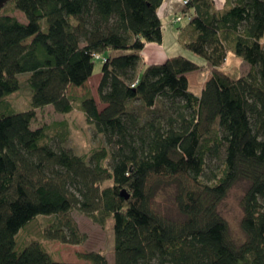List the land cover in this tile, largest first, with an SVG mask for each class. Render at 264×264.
<instances>
[{
  "label": "trees",
  "instance_id": "trees-1",
  "mask_svg": "<svg viewBox=\"0 0 264 264\" xmlns=\"http://www.w3.org/2000/svg\"><path fill=\"white\" fill-rule=\"evenodd\" d=\"M164 1L9 0L0 15V264H71L53 261L38 242L17 251L16 237L43 216L53 218L45 239L80 246L76 211L101 226L112 218L113 264H264V0H226L222 9L189 0L179 13L187 21L179 44L210 68L199 96L188 74L203 66L186 56L138 74L141 52L162 42ZM229 54L249 66L245 75L222 71ZM98 60L102 108L90 92L69 93ZM21 80L30 104L16 112L10 97ZM46 107L79 110L104 144L82 156L55 146L64 135L52 133L58 123L32 128ZM154 177L175 185L180 220L153 210ZM239 182L247 189L237 244L218 207ZM80 258L110 264L96 252Z\"/></svg>",
  "mask_w": 264,
  "mask_h": 264
},
{
  "label": "rangeland",
  "instance_id": "rangeland-1",
  "mask_svg": "<svg viewBox=\"0 0 264 264\" xmlns=\"http://www.w3.org/2000/svg\"><path fill=\"white\" fill-rule=\"evenodd\" d=\"M10 5V3H7V5L0 11V15L9 12L7 9ZM183 8L182 5L181 10L178 11L175 16H181L179 13ZM11 15L18 17L21 22H25L23 15L20 13H14ZM167 21V19H164L163 24L166 25ZM186 23L187 21L183 19L180 23H171L170 21L169 24H167L166 28L163 30L162 48L167 55L186 56L203 66L201 70L188 74L191 92L198 93L200 89H202L205 81L210 77V68L202 58L185 50L183 47L178 46L177 37H173L176 35L178 28ZM261 44L262 47H264V37ZM173 46L178 47L174 49ZM101 68L102 61H95L94 72L88 82L81 88H71L69 93L74 96L82 97L90 92L98 103V107L102 108L103 106L99 103L97 95V87L101 77ZM222 71L232 78H239L249 71V66L233 54H229L223 64ZM23 78H25V76ZM30 96V89L26 87L25 82L21 80V89L10 97V101L16 112H22L29 109ZM134 107L144 118L148 116L149 111L142 108L140 102H135ZM36 114V119L32 128L36 129L44 125H54L56 123L63 125L55 126L56 128L54 127L55 130L52 133L57 135L61 132L64 135L62 139L56 138L53 144L55 146L67 148L75 155H87L90 150L104 144L102 136L96 132L93 126L86 123L84 115L77 109L68 115H61L55 113L52 107H46L38 110ZM209 164L211 168H215V166L219 164V160L211 159ZM170 181V179L164 177L152 178L149 186L154 189L157 187L155 197L152 201V208L162 217L178 221L181 219V216L175 203L176 187L174 184H170ZM246 189V182L235 184L227 197L218 207L219 213L228 224L232 240L237 244L242 243L245 239V236L240 229V220L242 218L240 202ZM73 219L79 231L86 235V240L82 245L68 246L45 239L43 232L48 224L52 222L53 218L37 216L25 228L21 229L20 233L17 235V251H22L31 242H38L51 256L52 260L56 262L86 264L87 262L81 259L80 255L96 252L105 256L107 261L110 264H113L114 235L112 218L109 219L105 226H101L93 223L90 219L76 211L73 213Z\"/></svg>",
  "mask_w": 264,
  "mask_h": 264
},
{
  "label": "crops",
  "instance_id": "crops-1",
  "mask_svg": "<svg viewBox=\"0 0 264 264\" xmlns=\"http://www.w3.org/2000/svg\"><path fill=\"white\" fill-rule=\"evenodd\" d=\"M183 0H165L162 8L159 11V15L161 17V21L163 24V20L167 19L166 25L163 24V30L166 28L169 22H172L173 17L177 14L178 11L181 10ZM226 0H214L215 5L218 9H222ZM179 29V28H178ZM173 37L179 38V30L176 32V35ZM163 42V41H162ZM148 44L146 48L141 52V63L138 69V74L145 66L148 65H157L164 63L168 58L177 56V55H167L163 50V44ZM177 45V44H176ZM178 46H181L178 41ZM178 46H173L176 49ZM182 47V46H181ZM189 82V81H188ZM190 89V87H189ZM201 90L198 93H194L195 95L199 96ZM191 91V90H190Z\"/></svg>",
  "mask_w": 264,
  "mask_h": 264
},
{
  "label": "built area",
  "instance_id": "built-area-1",
  "mask_svg": "<svg viewBox=\"0 0 264 264\" xmlns=\"http://www.w3.org/2000/svg\"><path fill=\"white\" fill-rule=\"evenodd\" d=\"M188 2H189V0H183V1H182V5H183V7H185V6L188 4ZM182 20H183L182 17L177 15V16H174V17H173L171 23H180ZM97 58H98V57H97ZM137 83H138L137 81L134 82V83L132 84V88H134V87L137 85Z\"/></svg>",
  "mask_w": 264,
  "mask_h": 264
},
{
  "label": "water",
  "instance_id": "water-1",
  "mask_svg": "<svg viewBox=\"0 0 264 264\" xmlns=\"http://www.w3.org/2000/svg\"><path fill=\"white\" fill-rule=\"evenodd\" d=\"M9 2V0H0V11L4 8V6ZM121 195L126 199L128 200L129 199V195L123 191L121 193Z\"/></svg>",
  "mask_w": 264,
  "mask_h": 264
}]
</instances>
